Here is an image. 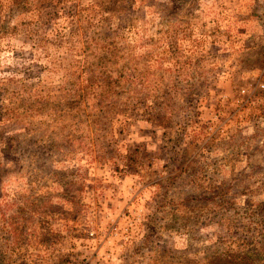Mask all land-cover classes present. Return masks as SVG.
I'll list each match as a JSON object with an SVG mask.
<instances>
[{
	"label": "rangeland",
	"instance_id": "rangeland-1",
	"mask_svg": "<svg viewBox=\"0 0 264 264\" xmlns=\"http://www.w3.org/2000/svg\"><path fill=\"white\" fill-rule=\"evenodd\" d=\"M0 264H264V0H0Z\"/></svg>",
	"mask_w": 264,
	"mask_h": 264
}]
</instances>
